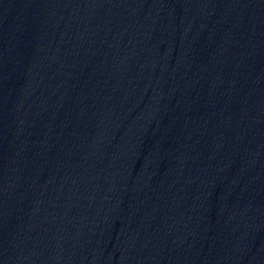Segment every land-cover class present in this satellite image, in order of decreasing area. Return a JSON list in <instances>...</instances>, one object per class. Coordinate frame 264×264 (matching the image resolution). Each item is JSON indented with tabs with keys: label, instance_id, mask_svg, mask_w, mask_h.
I'll return each instance as SVG.
<instances>
[{
	"label": "water",
	"instance_id": "95a60500",
	"mask_svg": "<svg viewBox=\"0 0 264 264\" xmlns=\"http://www.w3.org/2000/svg\"><path fill=\"white\" fill-rule=\"evenodd\" d=\"M0 264H264V0H0Z\"/></svg>",
	"mask_w": 264,
	"mask_h": 264
}]
</instances>
